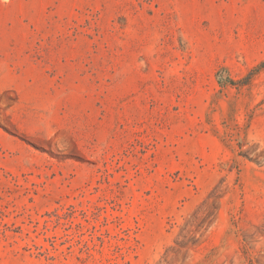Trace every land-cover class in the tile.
I'll return each mask as SVG.
<instances>
[{
	"label": "rangeland",
	"instance_id": "374dc122",
	"mask_svg": "<svg viewBox=\"0 0 264 264\" xmlns=\"http://www.w3.org/2000/svg\"><path fill=\"white\" fill-rule=\"evenodd\" d=\"M0 264H264V0H0Z\"/></svg>",
	"mask_w": 264,
	"mask_h": 264
}]
</instances>
